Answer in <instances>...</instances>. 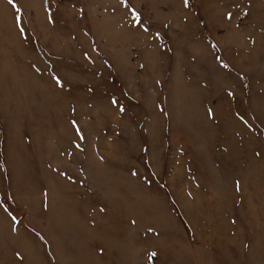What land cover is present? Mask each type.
I'll return each instance as SVG.
<instances>
[{
    "label": "rangeland",
    "instance_id": "obj_1",
    "mask_svg": "<svg viewBox=\"0 0 264 264\" xmlns=\"http://www.w3.org/2000/svg\"><path fill=\"white\" fill-rule=\"evenodd\" d=\"M0 264H264V0H0Z\"/></svg>",
    "mask_w": 264,
    "mask_h": 264
},
{
    "label": "snow or ice",
    "instance_id": "obj_2",
    "mask_svg": "<svg viewBox=\"0 0 264 264\" xmlns=\"http://www.w3.org/2000/svg\"><path fill=\"white\" fill-rule=\"evenodd\" d=\"M114 103H115V101H113ZM121 110H123V109H121ZM150 231H151V229H150ZM153 255H155V253H153Z\"/></svg>",
    "mask_w": 264,
    "mask_h": 264
}]
</instances>
